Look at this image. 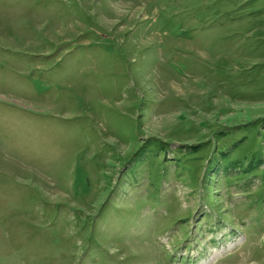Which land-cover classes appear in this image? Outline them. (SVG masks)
<instances>
[{
  "label": "rangeland",
  "instance_id": "1",
  "mask_svg": "<svg viewBox=\"0 0 264 264\" xmlns=\"http://www.w3.org/2000/svg\"><path fill=\"white\" fill-rule=\"evenodd\" d=\"M0 264H264V0H0Z\"/></svg>",
  "mask_w": 264,
  "mask_h": 264
}]
</instances>
